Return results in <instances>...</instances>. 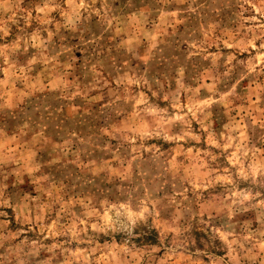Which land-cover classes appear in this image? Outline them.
<instances>
[{"label": "rangeland", "instance_id": "obj_1", "mask_svg": "<svg viewBox=\"0 0 264 264\" xmlns=\"http://www.w3.org/2000/svg\"><path fill=\"white\" fill-rule=\"evenodd\" d=\"M0 264H264V0H0Z\"/></svg>", "mask_w": 264, "mask_h": 264}, {"label": "trees", "instance_id": "obj_2", "mask_svg": "<svg viewBox=\"0 0 264 264\" xmlns=\"http://www.w3.org/2000/svg\"><path fill=\"white\" fill-rule=\"evenodd\" d=\"M144 238V240H149V239H151L150 241H155L154 239H155V235L154 234H144V236H143Z\"/></svg>", "mask_w": 264, "mask_h": 264}]
</instances>
